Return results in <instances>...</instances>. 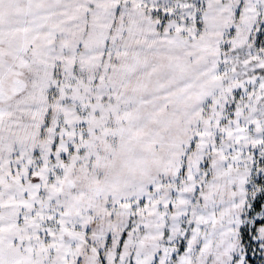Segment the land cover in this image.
<instances>
[{
	"label": "snow or ice",
	"instance_id": "6c2138e0",
	"mask_svg": "<svg viewBox=\"0 0 264 264\" xmlns=\"http://www.w3.org/2000/svg\"><path fill=\"white\" fill-rule=\"evenodd\" d=\"M0 264H264V0H0Z\"/></svg>",
	"mask_w": 264,
	"mask_h": 264
}]
</instances>
